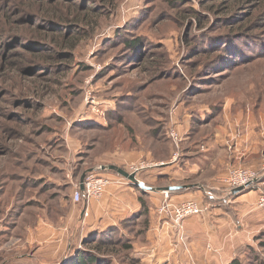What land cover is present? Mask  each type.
Masks as SVG:
<instances>
[{
  "label": "rangeland",
  "instance_id": "rangeland-1",
  "mask_svg": "<svg viewBox=\"0 0 264 264\" xmlns=\"http://www.w3.org/2000/svg\"><path fill=\"white\" fill-rule=\"evenodd\" d=\"M29 2L0 0V219L5 225L13 222L7 211L15 205L48 199L47 183L65 186L71 175L101 163L112 134L117 145L130 137L126 125L109 120L118 112L133 121L140 117L141 129L157 130V138L145 143L161 151L174 143L169 136L174 127L181 144L196 119L201 122L195 127L212 135L219 127L227 130V124L247 132L250 117L264 151V51L245 54L246 61L241 55L245 63L235 66L236 53L223 60L219 50L228 40L249 39L227 36V24L264 39V26L256 24L264 18V0H117L116 9L100 18L88 15L84 22L86 14L80 15L83 34L65 28L72 37L51 50L33 27L40 20L25 12ZM132 36L143 39L135 53L125 45ZM54 50L61 56L47 59ZM132 94L139 100L127 96ZM212 107L221 112L213 116ZM109 123L115 128L105 132L101 127ZM75 246L81 249L82 242ZM249 246L256 257L245 264H264L263 226ZM117 247L105 253L111 264H136L134 253Z\"/></svg>",
  "mask_w": 264,
  "mask_h": 264
},
{
  "label": "crops",
  "instance_id": "crops-1",
  "mask_svg": "<svg viewBox=\"0 0 264 264\" xmlns=\"http://www.w3.org/2000/svg\"><path fill=\"white\" fill-rule=\"evenodd\" d=\"M173 121L176 126L177 119ZM247 123V132L234 131L227 124V130L219 127L212 135L199 131V137L192 136L191 127H187L186 139L181 138V144L171 141L163 151L140 139L133 144L126 135L122 144L101 155V163L96 160L83 168V173L71 175L65 186L56 185L61 191H55L54 200L39 201L38 207L22 211L11 224L0 219V264H59L72 245L85 237L113 228L128 234L123 223L129 221L142 231L131 237L134 256L143 264H230L238 249L254 243L264 227V211L256 207L264 191V151L258 145L261 138L250 128V117ZM145 160L155 166L137 179L156 189L153 191L103 169L116 166L128 172L131 164ZM237 167L260 173V183L254 191L245 190L222 205L220 201L227 197L223 179ZM90 171L111 183L101 198L76 205L72 201L74 184ZM172 186H186L180 189L184 191L168 192L175 204L194 201L208 205V196L216 200L207 214L184 222V243L170 219L158 212L167 192L158 189ZM10 210L7 214L11 217ZM144 220L147 223L141 230Z\"/></svg>",
  "mask_w": 264,
  "mask_h": 264
},
{
  "label": "trees",
  "instance_id": "trees-1",
  "mask_svg": "<svg viewBox=\"0 0 264 264\" xmlns=\"http://www.w3.org/2000/svg\"><path fill=\"white\" fill-rule=\"evenodd\" d=\"M31 6H29L27 9H25V12L27 14H31L34 16V18L39 19L41 24H35L34 26L35 29H39L36 31L38 35L44 34V46H48L49 50L51 48L55 47H61L65 46L67 44L66 38H71L72 34L78 35V34H83V31H85V27H82L80 24V19L79 16L82 15L83 13L86 14L82 17V21L87 22L88 20V15L89 16H98L97 18H100L99 16L107 15L109 12L112 10L114 11L116 9V2L117 0H96L99 2V4L92 3L90 4L91 0H29ZM202 1V0H199ZM82 2V3H81ZM83 2L86 3V5L83 4ZM80 3V4H79ZM264 5V2H263ZM9 7V5H7ZM28 9L33 10V12H30ZM10 9L5 10L4 15L9 16V11ZM84 11V12H83ZM93 13V14H89ZM264 13V12H263ZM262 13V14H263ZM95 20V18H92ZM162 19H160L161 21ZM157 22V21H156ZM155 22V23H156ZM53 24V26H56L54 28L48 27V25ZM256 24H261L264 26V18L260 17L258 21H256ZM231 24L226 25V31L228 32L227 36L229 37H235L237 38L238 36H249V39L251 41L248 42V40H240L239 43H235V41H238L239 39L237 38L235 41L232 42V40H228L227 42H224L221 44L220 47V52L223 53V60H228L230 59V56L232 55V52L236 53V55L231 56L234 59H236L237 64L235 66H239L241 64L245 63V54L246 55H260L264 51V39L261 36H254L247 29L244 31H237L239 30L238 28H232L229 26ZM73 26L75 28V32L71 34V31L67 32L65 28H72ZM62 27V28H61ZM236 32V33H235ZM264 31H262V34ZM131 33L129 32L128 36H130ZM46 37H50V40L48 41ZM133 38L131 40L126 37L125 39V45L130 48L132 53H135V51L138 50L139 47L142 46L143 39L141 37L137 36H132ZM257 37V38H255ZM252 38H255L252 40ZM55 39V40H54ZM234 49V50H233ZM237 50V51H236ZM251 52V53H250ZM47 59H54L55 57L61 56L60 52L58 50L51 51L50 54H45ZM243 55V60H240V56ZM63 57V55H62ZM254 59V58H253ZM215 61V60H214ZM154 62V61H153ZM156 62V61H155ZM154 62V63H155ZM153 63V64H154ZM155 81H158L156 79ZM129 94V93H128ZM127 96H132V101L134 100H139L133 95H127ZM129 97V98H130ZM136 97V98H135ZM127 98V97H126ZM131 99V98H130ZM214 112L213 116H216L221 110L218 107H212ZM132 113V112H131ZM124 115L121 112L111 114L109 117V120L115 119L118 123V125H126L128 134L130 135L129 138H131V142L133 144H137L138 140H143V142L147 141V139H152V138H157V133L158 131L155 129H150L149 130H144L141 129L143 127L142 124H140V117L135 118L136 120L133 121V118H127L123 117ZM116 117V118H114ZM197 120V119H196ZM194 121L191 125V132L192 136H196L199 133V130L195 127L197 121ZM201 122V121H198ZM112 123V122H110ZM109 123V125H110ZM143 124H147V120ZM107 127H101L105 132L107 131H112L115 127L110 126ZM109 127V128H108ZM151 127V126H150ZM143 134V135H142ZM113 137L110 136L109 139V146L111 151L113 148L116 147V138L114 137V134H112ZM125 138V137H124ZM116 144V145H115ZM115 145V146H114ZM259 175H261L259 173ZM260 183V179L257 182H254L248 187V191L254 190L257 188L258 184ZM45 187V191L48 195V202L54 200L57 195H55V187L51 183H47ZM147 186V185H145ZM153 188V187H150ZM184 191V190H179ZM49 192V193H48ZM171 193H177V192H171ZM239 194H232L228 195L224 200L220 201L222 205H227L228 202L234 198H236ZM216 200L210 198V196L207 197V202L213 203ZM219 203V202H218ZM28 205H25V207L21 206L19 209L16 208L17 206L15 205V208L11 210V217L14 219L17 218V216L20 215L22 211L26 209V207H38L40 204L36 201H28ZM33 220V217H32ZM133 221L125 222L123 223V228L128 231V234L124 233L125 231H122L118 228H113L109 229L106 232L103 233H95L94 235H91L89 237H85L82 240V248L79 249V247H76L75 245H72L76 248L64 259L62 260L59 264H111V257L105 255L110 252V250H115V248H119L117 246H122L123 250L126 252H131L130 254L132 255L134 253L133 249V241L132 237L135 234V231L138 233H141L139 229L136 230ZM146 220H144L141 225V230L146 226ZM11 224V223H9ZM14 224V223H13ZM94 236V237H93ZM118 236V241H115V238ZM93 237V238H92ZM73 248V247H72ZM253 247L247 245V246H242L241 248L238 249L236 252V257L233 259V261L230 264H245L246 262H250L252 257H256L253 251ZM248 256V257H246ZM136 264H140V261L137 259H134Z\"/></svg>",
  "mask_w": 264,
  "mask_h": 264
},
{
  "label": "built area",
  "instance_id": "built-area-1",
  "mask_svg": "<svg viewBox=\"0 0 264 264\" xmlns=\"http://www.w3.org/2000/svg\"><path fill=\"white\" fill-rule=\"evenodd\" d=\"M169 136L173 139L175 144H178V142L180 141L179 133L175 130H172ZM154 166V164L148 163L146 161L133 163L129 166L128 173L131 175H135L137 178V176L142 172L147 169L153 168ZM100 170H102V168H100ZM259 179V173L252 169L237 167L230 170L228 175L223 179L227 196L232 195L233 191L237 188L244 187L245 190H247L251 184L257 182ZM110 183L111 180L107 177L96 174L94 172H89L84 182V190L81 189L80 182L74 184L75 190L72 198L73 203L79 205L84 201L89 202L91 199L101 198L106 193V190ZM164 197L165 200L158 209L159 215L170 219L173 227H175L177 231L178 239L180 240V242L184 243V236L182 233L184 222L190 217L207 214L211 208V204L200 205L194 201L175 204L170 202L168 192L164 193ZM256 207L259 210L264 211V191L260 194L259 199L256 203Z\"/></svg>",
  "mask_w": 264,
  "mask_h": 264
},
{
  "label": "water",
  "instance_id": "water-1",
  "mask_svg": "<svg viewBox=\"0 0 264 264\" xmlns=\"http://www.w3.org/2000/svg\"><path fill=\"white\" fill-rule=\"evenodd\" d=\"M104 170H112L115 171L116 173H118L120 176L124 177L125 179L129 180L130 182H132L135 185H138L140 188L144 189V190H156L154 188H150V187H146L144 183L139 182V180L136 178L135 175H131L129 174L127 171H125L122 168H118L116 166H109V167H103ZM91 172V171H90ZM89 172H86L82 175L81 179H80V183H81V189L84 190V182L86 179V176ZM182 188H186V186H172V187H167V188H161L158 189L159 191H167V192H174V191H178ZM245 190L244 187L241 188H237L233 191V194H240Z\"/></svg>",
  "mask_w": 264,
  "mask_h": 264
}]
</instances>
